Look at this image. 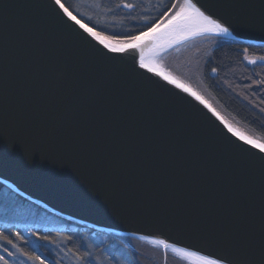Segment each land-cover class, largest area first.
<instances>
[{
    "label": "water",
    "instance_id": "water-1",
    "mask_svg": "<svg viewBox=\"0 0 264 264\" xmlns=\"http://www.w3.org/2000/svg\"><path fill=\"white\" fill-rule=\"evenodd\" d=\"M191 2L229 34L113 52L57 0H0V183L98 233L264 264V151L159 65L203 37L264 45V0Z\"/></svg>",
    "mask_w": 264,
    "mask_h": 264
},
{
    "label": "trees",
    "instance_id": "trees-1",
    "mask_svg": "<svg viewBox=\"0 0 264 264\" xmlns=\"http://www.w3.org/2000/svg\"><path fill=\"white\" fill-rule=\"evenodd\" d=\"M59 2L77 19L101 35L124 40L130 35H139L171 17L178 11V6L183 0H59ZM213 41L220 43L210 53L204 56L195 54L196 59H199L200 80L229 121L264 143V83H260L264 81V62L259 61L257 64L247 62L249 57L258 59L264 56V45L206 37L183 45L187 51L184 50L185 54L182 53L181 59L187 58L189 54L192 56L194 49ZM245 48L248 49L247 53L244 52ZM173 51L166 57L169 58ZM169 61L162 66L183 81L173 73L170 67L175 66L170 65ZM173 64H176L175 60ZM213 68L217 69L215 76ZM3 190L46 211L0 183V194ZM65 223V226L60 228L0 223V257H3L0 264H5V261L7 264H40V261H43V264H177L168 256L164 258L161 248L152 247L141 240L98 233L87 226L67 221ZM5 237L12 240V244H8ZM147 250H152L154 258L160 261L157 262L148 256Z\"/></svg>",
    "mask_w": 264,
    "mask_h": 264
},
{
    "label": "rangeland",
    "instance_id": "rangeland-1",
    "mask_svg": "<svg viewBox=\"0 0 264 264\" xmlns=\"http://www.w3.org/2000/svg\"><path fill=\"white\" fill-rule=\"evenodd\" d=\"M85 17L89 18V16H85ZM219 43L220 42L217 41L207 42L206 45H202L194 49L192 56L189 54V56H187V58L184 59H181V55L185 54L183 52L184 50H186L185 48L186 46L184 47L181 46L175 49L169 58L166 56L162 57L159 60V65L161 64L164 66L165 62L167 63L170 60L169 64L175 66L174 68L170 67L173 73L178 75L183 80L184 83L189 85L208 103L214 105L218 109V113L220 115H222L223 117L225 116L227 118L226 114L217 105V103L214 101L212 96L209 94V92L205 89L204 85L202 84L198 72L199 59H196L195 57V54L197 56H199V54L200 56L201 55L204 56L205 54L210 53V51L213 48H215L217 45H219ZM251 59H255V57L248 58V60ZM174 60L176 64H173ZM183 65H185L186 68ZM213 75L215 76L216 72H214ZM5 192L7 191L3 190V192L0 194V223L3 224L10 223L17 225H33L43 228H60L65 226L66 223L64 220L57 218L54 215L47 213L46 211L40 210L36 206L28 202H24L16 198L15 196ZM148 244L154 247V245L150 243ZM162 253L164 255V258L168 256V258H170L174 263L177 264H204L203 262L196 260L192 257H189L187 255H184L182 253L172 252L170 250L166 252L162 251ZM147 254L148 256L150 255L152 258H154L155 256L152 250L149 251L147 250ZM154 259L157 260V262L160 261L158 258H154ZM190 260L194 262H190Z\"/></svg>",
    "mask_w": 264,
    "mask_h": 264
},
{
    "label": "snow or ice",
    "instance_id": "snow-or-ice-1",
    "mask_svg": "<svg viewBox=\"0 0 264 264\" xmlns=\"http://www.w3.org/2000/svg\"><path fill=\"white\" fill-rule=\"evenodd\" d=\"M57 3H59V0H57ZM62 8L64 7L62 4L60 5ZM126 7H131V5H125ZM173 7H177L176 5H173ZM65 12L68 10L65 8ZM69 15H71L69 13ZM75 19V17H72ZM77 23H80L77 21ZM82 28H85L86 31H88L90 34L95 36L97 39L100 40L102 44L106 48H109L113 52H124L127 49H136L141 48L145 41H153L158 39L162 34L173 31V30H181L186 26H190L191 28V34L196 33H215L216 35L220 36H226L229 34V28L222 25L220 22H218L216 19L211 18L209 15H205L203 11L200 10L199 7L196 6V4L192 3L191 0H184V3L180 4L178 6V11L175 12L173 16H171L170 19L167 20L166 23H157L153 25L152 27L148 28L147 31L141 32L139 35H130L124 40H118L114 37H108V36H101L100 33L93 31L92 28L86 27V25L81 24ZM248 49H244V52L247 53ZM247 59V57H245ZM260 62H264V56H260L258 58ZM257 59H251L248 62L251 64H257ZM141 66H146L144 64L143 58H141ZM213 72H216L217 69L213 68ZM165 79H168L167 76H165ZM174 82V81H173ZM260 83H264V81H261ZM188 88H185V91H188ZM193 95L197 96V99H200L202 102L203 98L200 97L197 93L193 92ZM241 139H247V142L249 144H253L257 147H259L262 151H264V144H258L255 140L246 138L244 136H241ZM19 236V233H17ZM43 239H47V237H43ZM5 240L8 244H12V240L7 239L5 237ZM160 243H164L161 241ZM167 246V245H166ZM7 251V249H5ZM9 255H12V253H9ZM3 257H0V260H2ZM29 259H33V257H29ZM35 259H39V257H35ZM5 264H7V261H5ZM40 264H43V261H40ZM205 264H219L217 260H207L205 261Z\"/></svg>",
    "mask_w": 264,
    "mask_h": 264
},
{
    "label": "bare ground",
    "instance_id": "bare-ground-1",
    "mask_svg": "<svg viewBox=\"0 0 264 264\" xmlns=\"http://www.w3.org/2000/svg\"><path fill=\"white\" fill-rule=\"evenodd\" d=\"M175 14V13H174ZM173 14V15H174ZM172 15V16H173ZM206 37H203V38H200L201 40L202 39H205ZM191 43V42H190ZM168 71V70H167ZM169 72V71H168ZM170 73V72H169ZM171 74V73H170ZM172 75V74H171ZM227 123L229 124V126L231 127V129L235 132V133H237L238 135H240V136H244V137H246V138H249V139H253V140H255L258 144H264L262 141H260V140H258V139H256V138H254V137H252V136H250L249 134H247L245 131H243L239 126H237L236 124H234L233 122H231V121H227ZM190 262H194V261H192V260H190ZM204 264H205V262H203Z\"/></svg>",
    "mask_w": 264,
    "mask_h": 264
},
{
    "label": "flooded vegetation",
    "instance_id": "flooded-vegetation-1",
    "mask_svg": "<svg viewBox=\"0 0 264 264\" xmlns=\"http://www.w3.org/2000/svg\"><path fill=\"white\" fill-rule=\"evenodd\" d=\"M210 105L218 112V109L210 103Z\"/></svg>",
    "mask_w": 264,
    "mask_h": 264
}]
</instances>
